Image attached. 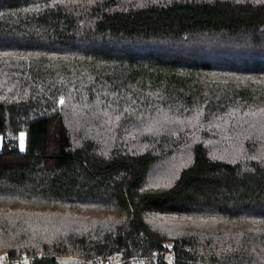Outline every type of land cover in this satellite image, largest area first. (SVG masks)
<instances>
[{
  "label": "trees",
  "instance_id": "trees-1",
  "mask_svg": "<svg viewBox=\"0 0 264 264\" xmlns=\"http://www.w3.org/2000/svg\"><path fill=\"white\" fill-rule=\"evenodd\" d=\"M0 135L5 264H264V0H0Z\"/></svg>",
  "mask_w": 264,
  "mask_h": 264
},
{
  "label": "built area",
  "instance_id": "built-area-1",
  "mask_svg": "<svg viewBox=\"0 0 264 264\" xmlns=\"http://www.w3.org/2000/svg\"><path fill=\"white\" fill-rule=\"evenodd\" d=\"M170 246V245H169ZM171 247V246H170ZM159 254H155L152 256V258H146V257H139V256H133L128 259H124L122 256H120L117 253H112L108 260L105 263L102 264H124L126 261L131 262L132 264H146L147 261L155 262L158 260ZM168 260L173 261V258L171 256L167 257ZM28 258H21L19 261H26ZM6 257L0 256V264H5Z\"/></svg>",
  "mask_w": 264,
  "mask_h": 264
},
{
  "label": "rangeland",
  "instance_id": "rangeland-1",
  "mask_svg": "<svg viewBox=\"0 0 264 264\" xmlns=\"http://www.w3.org/2000/svg\"><path fill=\"white\" fill-rule=\"evenodd\" d=\"M21 136H23V140H21ZM3 141H4V137L0 135V152L2 151V148H3ZM19 149L21 151L25 150V134L24 133H22L19 137ZM62 261L65 263H68V262H71L72 259L63 258Z\"/></svg>",
  "mask_w": 264,
  "mask_h": 264
},
{
  "label": "snow or ice",
  "instance_id": "snow-or-ice-1",
  "mask_svg": "<svg viewBox=\"0 0 264 264\" xmlns=\"http://www.w3.org/2000/svg\"><path fill=\"white\" fill-rule=\"evenodd\" d=\"M21 140H23V136H21Z\"/></svg>",
  "mask_w": 264,
  "mask_h": 264
}]
</instances>
